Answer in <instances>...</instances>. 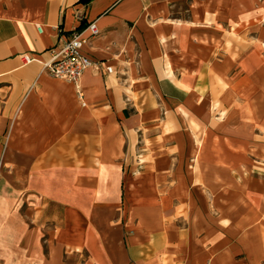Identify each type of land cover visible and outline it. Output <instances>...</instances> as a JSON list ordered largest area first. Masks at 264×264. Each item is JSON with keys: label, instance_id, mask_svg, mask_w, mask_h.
Masks as SVG:
<instances>
[{"label": "crops", "instance_id": "crops-1", "mask_svg": "<svg viewBox=\"0 0 264 264\" xmlns=\"http://www.w3.org/2000/svg\"><path fill=\"white\" fill-rule=\"evenodd\" d=\"M182 1L0 0L1 264H264V38L219 57ZM91 22L81 101L42 63Z\"/></svg>", "mask_w": 264, "mask_h": 264}, {"label": "rangeland", "instance_id": "rangeland-1", "mask_svg": "<svg viewBox=\"0 0 264 264\" xmlns=\"http://www.w3.org/2000/svg\"><path fill=\"white\" fill-rule=\"evenodd\" d=\"M207 1L208 0H193L178 2L170 8L166 19L181 20L185 24L190 25V27H206L205 30L208 38L204 43L223 48V54H219V57L231 59L229 54L231 49L239 50L242 47H246V45H252L254 41L263 40L264 0H256L255 5L243 0L244 3L246 2L247 4L245 9H240L239 0H224L221 3L213 2L209 6H206L205 3ZM194 2H197L196 9L191 7ZM194 11H196V15L194 14ZM257 34H260L261 36L257 37ZM235 72L236 69L232 68L229 74H226L227 72L225 73L222 82L223 84L220 83V85L216 86L217 93L225 96L230 92L232 78L237 74ZM236 103H238V101L226 100L218 108L233 110L237 108ZM146 123H148V121L143 122L144 125ZM150 135L151 133L144 132L145 137ZM158 146L161 147L162 145L159 144ZM154 151L155 150H153V152ZM161 154L164 155L162 158H165V160L162 162H165V164L159 165L160 171L162 170V167H167L166 156L160 150L158 155ZM154 155L155 154H153V156ZM6 220L7 216L0 213V226L8 224ZM11 224H13V222H11ZM21 232V228L7 229L6 227H0V248L4 249V253H0V256L5 255V251L9 247L13 250V246L19 239ZM1 261L2 260H0V262ZM11 263L21 264V262L14 261H11Z\"/></svg>", "mask_w": 264, "mask_h": 264}, {"label": "built area", "instance_id": "built-area-1", "mask_svg": "<svg viewBox=\"0 0 264 264\" xmlns=\"http://www.w3.org/2000/svg\"><path fill=\"white\" fill-rule=\"evenodd\" d=\"M37 30H40V26H37ZM86 30L87 34L83 35ZM98 33L99 28L95 22L89 23L83 30L59 32L57 42L49 49V59L42 63V70L50 76L72 82L81 101L83 100L81 76L87 68L95 64L94 59L84 52L83 47ZM21 58L26 63L34 59L28 54H22ZM106 71L111 72V66H107Z\"/></svg>", "mask_w": 264, "mask_h": 264}, {"label": "bare ground", "instance_id": "bare-ground-1", "mask_svg": "<svg viewBox=\"0 0 264 264\" xmlns=\"http://www.w3.org/2000/svg\"><path fill=\"white\" fill-rule=\"evenodd\" d=\"M224 0H208L206 3H205V5L206 6H209L210 4H212L213 2H217V3H221V2H223ZM248 3H250V4H253V5H255V2H256V0H246ZM239 2V7H240V9H245L246 8V2L244 3V1L243 0H239L238 1ZM192 8L193 9H196L197 8V2H194L193 3V5H192ZM194 14L196 15V11H194Z\"/></svg>", "mask_w": 264, "mask_h": 264}, {"label": "trees", "instance_id": "trees-1", "mask_svg": "<svg viewBox=\"0 0 264 264\" xmlns=\"http://www.w3.org/2000/svg\"><path fill=\"white\" fill-rule=\"evenodd\" d=\"M82 1L87 3V2L90 1V0H82Z\"/></svg>", "mask_w": 264, "mask_h": 264}]
</instances>
